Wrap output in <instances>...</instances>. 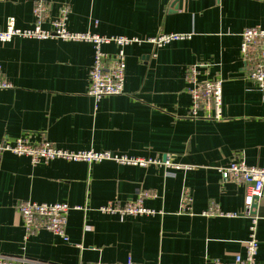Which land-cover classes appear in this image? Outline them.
<instances>
[{
  "label": "crops",
  "instance_id": "0c3cea01",
  "mask_svg": "<svg viewBox=\"0 0 264 264\" xmlns=\"http://www.w3.org/2000/svg\"><path fill=\"white\" fill-rule=\"evenodd\" d=\"M43 1L45 29L68 8L72 32L143 42L125 48V92L100 100L88 94L91 43L20 37L0 42L3 78L11 85L0 90V142L48 140L74 151L170 156L189 168L64 159L33 165L25 156L0 153V255L23 256L31 264H234L246 254L250 234L251 219L243 213L247 189L224 183L219 168L238 156L264 167V90L249 78L241 56L243 30L264 27V0ZM38 3L0 2V28L10 17L19 28L33 27ZM166 34L187 37L162 46L148 41ZM103 49L113 56L117 48ZM200 64L206 65L200 80L223 81L221 120L190 113L187 70ZM142 192L150 193L144 205L156 214L100 211L111 202L125 206ZM185 192L192 202L182 213ZM24 201L69 204V240L46 229L26 240L17 210ZM212 207L220 214L207 215ZM254 213L257 264H264V197Z\"/></svg>",
  "mask_w": 264,
  "mask_h": 264
},
{
  "label": "built area",
  "instance_id": "2783aa9c",
  "mask_svg": "<svg viewBox=\"0 0 264 264\" xmlns=\"http://www.w3.org/2000/svg\"><path fill=\"white\" fill-rule=\"evenodd\" d=\"M6 0H0L4 2ZM44 1L39 0L34 10L35 24L31 28H19L15 17L7 20L6 27L0 28V42H10L15 37L48 40L59 38L66 41L91 43L95 48V58L89 71L88 94L100 100L106 96H118L125 92L126 79V53L125 48L133 43H141L137 37L128 36H101L90 32H72L67 27L68 8H63L61 17L51 21V28L45 29L43 24L47 19L44 11ZM184 34H166L148 40L158 46L185 38ZM241 56L246 66L249 67V78L254 81L260 90H264V27H247L241 33ZM115 44L116 53L109 56L103 49L104 45ZM205 64L194 65L188 68L186 80L189 85L188 93L191 98L190 113L193 118H205L221 120L223 117V81L221 79L200 80V67ZM11 85L3 78V68L0 63V90L7 89ZM10 152L17 156H25L33 165L49 164L58 159L67 161H85L88 163L113 160L121 164L132 166L150 167L162 166L166 169H188L189 166L175 161L172 157L164 158H140L128 157L112 152H97L95 150H67L59 148L48 140L31 143L24 139H18L14 143L8 140L0 142V153ZM222 181L246 186L244 212L250 219V234L246 242V254L237 255L234 264H257L259 240L257 237L258 216L254 213L255 205L264 197V167L250 166L242 156L236 157L227 166L219 168ZM149 192H142L136 200L125 206L109 203L100 207L105 214H119L127 216L154 215L155 210L144 205V199L149 197ZM192 198L188 192L182 196L180 212L190 211ZM73 209L69 204L45 203L24 201L18 204L17 210L22 218L25 228V239L38 229H46L59 235L65 241L69 240L67 234L68 214ZM207 215L220 214L216 208H211ZM231 217L238 213L228 214ZM0 264H31L28 258L23 256L0 255ZM87 264H135L132 259L126 262H89ZM219 264V263H216Z\"/></svg>",
  "mask_w": 264,
  "mask_h": 264
},
{
  "label": "water",
  "instance_id": "95a60500",
  "mask_svg": "<svg viewBox=\"0 0 264 264\" xmlns=\"http://www.w3.org/2000/svg\"><path fill=\"white\" fill-rule=\"evenodd\" d=\"M175 4H177V1H176V3H175ZM175 4H174V5H175ZM176 9H177V7H176Z\"/></svg>",
  "mask_w": 264,
  "mask_h": 264
}]
</instances>
